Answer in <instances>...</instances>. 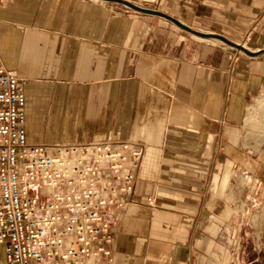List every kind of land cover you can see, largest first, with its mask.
Segmentation results:
<instances>
[{
	"label": "crops",
	"instance_id": "1",
	"mask_svg": "<svg viewBox=\"0 0 264 264\" xmlns=\"http://www.w3.org/2000/svg\"><path fill=\"white\" fill-rule=\"evenodd\" d=\"M122 1L178 24L106 0H0V59L25 81L29 143L144 146L133 203L111 225L114 264H237L230 171L240 185L264 0ZM243 37L246 51L230 41Z\"/></svg>",
	"mask_w": 264,
	"mask_h": 264
},
{
	"label": "built area",
	"instance_id": "2",
	"mask_svg": "<svg viewBox=\"0 0 264 264\" xmlns=\"http://www.w3.org/2000/svg\"><path fill=\"white\" fill-rule=\"evenodd\" d=\"M25 81L0 59V246L6 264H114L112 222L133 203L145 148L29 143Z\"/></svg>",
	"mask_w": 264,
	"mask_h": 264
},
{
	"label": "rangeland",
	"instance_id": "3",
	"mask_svg": "<svg viewBox=\"0 0 264 264\" xmlns=\"http://www.w3.org/2000/svg\"><path fill=\"white\" fill-rule=\"evenodd\" d=\"M248 40V37H243L230 41L246 51ZM236 52L238 55L244 54L242 50ZM242 130L245 167L240 168V185L234 183L238 178L237 170L235 173L232 169L230 171L232 202L234 207L238 206L237 215L240 218L243 216L244 221L241 230H234L235 253L239 259L237 264H264V86L248 103ZM240 193L242 203L239 202ZM237 215L234 212L235 218Z\"/></svg>",
	"mask_w": 264,
	"mask_h": 264
},
{
	"label": "water",
	"instance_id": "4",
	"mask_svg": "<svg viewBox=\"0 0 264 264\" xmlns=\"http://www.w3.org/2000/svg\"><path fill=\"white\" fill-rule=\"evenodd\" d=\"M103 1H105V0H103ZM106 1H109V2H114V3H117V4H123V5H125V6H127L128 8H130V9H132V10H137V11H139V12H142V13H144V14H147V15H156V16H160V17H164V18H168V19H171L173 22H175L176 24H178L177 23V21H175L174 19H172V18H169L168 16H166L165 14H160V13H157V12H155V11H153V10H151V9H147V8H144V7H141V6H137V5H132V4H130V3H127V2H125V1H122V0H106ZM181 26V25H180ZM182 28H184L185 29V27H183L182 26Z\"/></svg>",
	"mask_w": 264,
	"mask_h": 264
}]
</instances>
